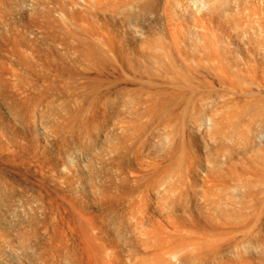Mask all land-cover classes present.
I'll return each instance as SVG.
<instances>
[{
  "label": "bare ground",
  "instance_id": "obj_1",
  "mask_svg": "<svg viewBox=\"0 0 264 264\" xmlns=\"http://www.w3.org/2000/svg\"><path fill=\"white\" fill-rule=\"evenodd\" d=\"M171 1L165 0L163 5V0H0V131L6 136L0 138V264H230L233 257L228 252H234V245L240 246V241L244 244L248 233L252 237L253 226L259 229L264 219V146L257 145L264 143V0ZM161 6L162 12H158ZM154 11L155 18L159 13L165 18L166 28L160 22L163 18H158L162 26L155 19L150 22L148 16L155 15ZM194 16L199 22L198 17L204 20L208 32L203 31L204 26L199 30L197 22L188 26L192 33L187 35L181 31L182 22L168 26L173 19L185 21L191 17L196 21ZM227 30H233L234 35ZM189 68L197 69L199 75L207 71L209 80ZM58 102L67 107L68 113L64 105L60 107L62 116L56 113V106L61 105ZM74 132L85 138L83 141L79 136L81 145L92 136L103 138L107 145L102 146L105 152L99 150L106 153L99 156L102 159H97L99 151L94 155L91 148L99 144V138H94L97 144L89 140V150L86 143L87 149L74 142ZM150 137L159 144L168 143L160 144L158 153L153 150L162 154L158 164L154 160L159 156L156 159V153L146 144ZM175 140L181 142L182 153L175 143L179 151L175 146V158L169 161L170 150H174L171 142ZM198 140L209 144L197 151L203 162L200 167L196 166L193 149L196 160L185 157L191 153H184L186 142L192 145ZM75 144L85 150L86 163L92 160L86 156L88 150L97 159L94 166L105 160L97 167L104 170L110 166L105 174H111L112 179L105 175L109 181L103 182L107 181L104 173L98 175V168L87 166L82 154L77 156ZM145 150L155 155L157 168L165 163L162 158L170 162H166L169 167L164 164L167 168L159 169L161 173L154 168L158 170L152 173L155 178L149 174L155 167L152 154L146 157L149 152H145L143 156ZM119 151L129 156L124 162ZM130 157L137 167H152L145 170L154 179L138 174ZM78 158L84 169L77 166ZM89 167L97 172H89ZM145 177H149L147 182L151 179L148 185L143 184ZM7 178L15 181L16 188L9 186L14 190L8 191ZM137 180L144 182L136 184ZM43 182L46 187L40 185ZM194 183H199L197 190L201 189L196 204L206 205L204 210H208L202 218L201 210L196 218L185 212L188 204L192 207L196 202L193 196L189 201L192 188L187 194ZM21 187H29L33 195L30 190V194H24ZM111 189L123 194L124 199L137 192L130 197L138 194V202L130 201L140 203L138 212L144 211L140 206L143 208L150 199L153 202L149 204L157 201L151 211L159 204L163 211L171 212L146 218L151 207L148 204L145 218L142 213L140 218H131L137 209L131 207V216L125 213L126 205L129 210L134 207L126 201L122 208L128 218H117L118 214L105 218L107 214L114 216L115 211L111 204L103 203L102 208L99 201H105L106 195L108 202ZM40 191L48 198L65 194L66 198L59 197L60 207L75 206L87 218L79 212L81 218H76V211H72L75 218H61L57 206L54 215H60L50 218L43 210L57 202L46 205L45 197L46 207H41L37 197L42 201L44 197ZM94 194L102 195L96 199L99 206L90 204L89 197ZM96 195L94 198L99 197ZM119 195L113 197L121 201ZM198 200H204L200 201L203 205ZM238 204L242 209H235ZM257 205L262 211L257 218L261 219H256L257 210L253 212ZM97 206L109 207L107 216L96 218ZM28 208L35 212L31 213L35 218L26 217ZM172 211L178 214L172 215ZM243 211H251V216ZM18 213L26 218H19L15 215ZM260 232L253 240L261 250L258 254L263 253L262 259L257 251L252 252L257 249L254 243H245L244 248L241 246L244 251L252 245L247 248V257L254 253L259 259L245 257L237 246L235 250L244 255L235 251V264H264ZM239 234H246V238L235 241ZM216 256L219 259L213 262Z\"/></svg>",
  "mask_w": 264,
  "mask_h": 264
},
{
  "label": "rangeland",
  "instance_id": "obj_2",
  "mask_svg": "<svg viewBox=\"0 0 264 264\" xmlns=\"http://www.w3.org/2000/svg\"><path fill=\"white\" fill-rule=\"evenodd\" d=\"M164 1H165V0H163V3H162L163 5L165 4ZM167 1L169 2L170 0H166V2H167ZM172 1H173V0H172ZM172 1H171V2H172ZM191 1H192V0H191ZM193 1H195V0H193ZM171 2H170V3H171ZM163 5H162V6H163ZM162 6L160 7L161 11L158 10V12H162ZM158 12H157V13H158ZM151 13H152V12H151ZM155 13H156V11L153 12V14H155ZM161 15H162V14L159 13L158 18L162 19L163 17H161ZM148 17H150V20H151L150 22H152V19H155V21H157L158 24H159L160 26H162V25H161L162 22H163V24H164V21H165L164 19H165V18H163L162 21L159 19L160 22H161V23H159L158 18H155V17H157V14H155V15H153V16L149 14ZM151 17H153V18H151ZM194 17H196V16H194ZM189 18H190V20H189ZM189 18H187V19L185 20V21H186V24H185L184 19H173L174 22H172L171 24L168 23V24H169L168 26H171V25H177V24L179 25V22H182V23H180V25H183V27H181V29H182L181 31H182V33H184V35H187V34L192 33V30L189 29V28L193 27V25H194L193 23H194V22H195V23L197 22L196 24H197V25H200V26H199V30L203 29L202 27L204 26L205 29H204L203 31H205V30L207 29L206 31L208 32L207 25H206V23L204 22L203 19H199V17H198V20H200V22H201V20H203V21L200 23L199 21H197V17L195 18L196 21H192L191 17H189ZM156 19H157V20H156ZM181 20H183V21H181ZM193 20H194V18H193ZM153 21H154V20H153ZM155 21H154V22H155ZM190 21H191L192 23H191ZM247 21H248L249 23H251L252 25H254V27L257 26V25H255V23L253 24V22H252L250 19H247ZM247 21H246V24L248 23ZM174 23H177V24H174ZM188 23H189V25H188ZM198 23H199V24H198ZM249 23H248V24H249ZM166 24H167V23H166ZM248 24H247V26H248ZM163 26L165 27V24H164ZM188 26H191V27H188ZM250 26H251V25H250ZM252 27H253V26H252ZM254 27H253V28H254ZM138 28H139L140 31L142 30L141 27H138ZM165 28H166V27H165ZM169 28H170V27H169ZM167 29H168V28H167ZM229 29H230V28H229ZM255 29H257V27H256ZM178 30H179V28H178ZM201 31H202V30H201ZM141 32H144V31L142 30ZM185 33H186V34H185ZM227 34L233 36V35H234V31H233V30H232V31L227 30ZM187 64H190V63H187ZM187 64H186V65H187ZM193 64H194V63H193ZM193 64L191 63L190 65H193ZM190 65H189V66H190ZM187 66H188V65H187ZM191 67H192V66H191ZM193 67L197 68V66H195V64H194ZM193 67H192L191 69H193ZM200 67H201V66H200ZM200 67H198L197 69H200ZM195 68H194V70H195L197 73L194 72V70L192 71L190 68H189V69H190L193 73H196L197 75H199L197 69H195ZM202 69H203V67H201V70H202ZM201 70H199V71H201ZM204 71H205V70H204ZM205 72H207V71H205ZM205 72L201 71V73H202V74H205V75L207 76L206 78L209 80V77H208V75H207ZM202 74H200L199 76H201ZM205 75H204V76H205ZM204 76L202 75L203 78H204ZM58 103H59V105L61 104L60 106H56V107L59 108V110H57V108L55 109V106H54V109H55V110H54V109H53V110H54V111L57 110L56 113L59 114V115H61V112H62V111H60V109H61L60 107L63 106L64 104H63L62 102H58ZM58 103H57V104H58ZM55 105H56V103H55ZM62 108H63V109L66 108V109H67V107H65V105H64ZM63 109H62V110H63ZM66 111H67V113H68L69 110L67 109ZM58 112H60V113H58ZM63 113H65V111H63ZM63 113H62V114H63ZM67 113H66V114H67ZM61 116H62V115H61ZM64 116H65V115H64ZM101 128H102V129H105V127H103V126H102ZM154 129H155V128H154ZM69 134H71V133H69ZM69 134H68V135H69ZM74 134H75V135H74ZM74 134H73L74 136L71 135V137H74V138L76 139V141H74L75 139L73 138V140H71V142L74 141V142L76 143L77 141H80V142L82 143L83 141H85V138H84L81 134H79V133L76 134V132H74ZM0 135H1L0 138L6 139V136H5L4 132L0 131ZM68 135L66 134V138H65V140L67 139V136H68ZM76 135H78L77 137H79V136L81 135L82 138H83V141H82L81 138H80L81 136H80L79 138H77V137H75ZM71 137L69 136L68 138H71ZM94 138H95V139H98V138H99V141H98L99 144H97L98 142H97V140H95ZM98 138H97L96 136H95V137L92 136V138H91V139L89 138V140L91 141L92 139H94V141H95L94 144H95V143L97 144V145H92L93 147H91V148H92V151H93L92 154H93V153H95L94 155H97V154H98V157H99V156H101V155L105 152V147H106L105 145H107V142H106L103 138H101V137H98ZM151 138H152V137H150V138L147 139L146 144H147V146H148L149 148L151 147V148H150V151L152 150L151 152H152V153L154 152L153 154L156 153L157 149H158V151H159V145H160V144H162V145H164V146L168 145V143L163 144V142H160V141H159V142H160V144H159V143L156 142V141H158V140H155V139H154V140H155V141H154V140L151 139ZM71 139H72V138H71ZM77 139H78V140H77ZM79 139H80V140H79ZM86 139H88V138L86 137ZM89 140H87L88 143L84 142V145H85V143H86L85 146L88 147V149L90 150V146H89V145H90V144H89L90 141H89ZM103 140H104L106 143H105V142L103 143V142H102ZM178 141H179V140H177V142H176V140H175V142H171V145H172V143H173V145H174V146L172 145V147H173L172 149H174V147H175L176 145L179 146V147L181 148L182 144H181L180 141H179V142H178ZM198 141H199V142H198ZM198 141L191 142L192 145L189 144L190 142H186V144H185V142H184V144H185L186 146L189 147V151H188V150H187L188 147H186V146L184 145V147H186V148H185L186 151H185L184 153H185V154H186V152H188L189 154L191 153L190 155H185V154H184V155H185V157H187V158H188L189 156H191L193 160H196V159H197V161H195L196 166L198 165V166L200 167V166H202V163H203V162H200L201 160L199 161V157H198L199 155H198L197 151H198V149H199V150L204 149V147H206L205 145L209 146V144H208V142H207V144H204V142H205L204 140H203L202 142H201V140H198ZM80 142H77L76 144L79 146V143H80ZM67 143H68V144L70 143L69 140H68ZM81 143H80V145H81ZM100 143H103V144L101 145V149H99V148H100ZM175 143H176V145H175ZM76 144H75V145H76ZM91 144H93V140L91 141ZM178 144H179V145H178ZM202 144H203V146H202ZM259 144H260V147H261L262 144H263V146H264V143H257V145H259ZM70 145H71V144H69L68 146H70ZM77 145L75 146V149L77 148V149H76V154H77V156H80V155L82 154V157H81V158H82V159H83V158L86 159V158H85V154H84V152H82V151H85V150H82L83 148H81V149H80L81 152H82V153H81L80 150L78 149V146H77ZM84 145L82 144L81 146L83 147ZM87 145H88V146H87ZM155 145L158 146V147L156 148ZM169 145H170V144H169ZM195 145H196V146H195ZM85 146H84V148H86ZM94 146H97V147H96V150L94 149V148H95ZM102 146H105V147H102ZM147 146H146L145 148H147ZM160 146H161V145H160ZM177 146L175 147V149H177V150L179 151V148H178ZM152 147H153V148H152ZM154 147H155V148H154ZM79 148H80V147H79ZM206 148H207V147H206ZM208 148H209V147H208ZM86 149H87V148H86ZM169 149H171V148L169 147ZM175 149H174V150H175ZM192 149H193V152H194V153L192 152ZM89 150L87 151L88 153H87V152H85V153H86V156L88 155L89 157H92V158H89V157L87 156L88 159H89V161H90V159H92V160L94 159V156H92V154H91V152H90ZM97 150H98V151H99V150H101V151L104 150V152H102V154H101V153H100L101 151H99V153H100V154H99V153L96 152ZM146 150H147V149H146ZM146 150L144 151L143 156H146V155L148 154L149 150H148V152H147ZM153 150H156V151H153ZM174 150H170V153H171V151H172L171 154H173V155H174L173 152H176V151H177V150H175V151H174ZM121 151H123V150H121ZM121 151H119V154H120V155H118V156H122V155H123V156L120 157V158H121V160H123V162H124V159H125V157H126V156H124V155H126V154L122 153ZM158 151H157V153H158ZM79 152H80V154H79ZM89 152H90V153H89ZM123 152H126V151L124 150ZM127 152H128V151H127ZM145 152H146L147 154H146ZM180 152L182 153V148H181V151H180ZM180 152H178V153H180ZM96 153H97V154H96ZM121 153H122V154H121ZM152 153L149 152V154H148L146 157H149V156L151 157L150 154H152ZM157 153L155 154L156 156L152 154V157H153V158H152V157L150 158L152 162H153L154 156H155V158L157 159V155H158ZM192 153H193L194 157H196V159L193 157ZM195 153H196V154H195ZM89 154H91V156H90ZM105 154H106V153H105ZM105 154H103V155H105ZM127 154H128V153H127ZM159 154L162 156L161 153H159ZM171 154L169 155V157H167V159H169L170 157H171V159L175 158V155L173 156V155H171ZM160 155H158V156H159V157H158V161H157V160H154L155 162H157L156 164H158V162H159ZM179 155H181V154H179ZM179 155L176 154V157H178ZM143 156H142V157H143ZM163 156H164V155H163ZM102 157H103V156H102ZM128 157H129V156L127 155L126 158H128ZM146 157H144L145 160H146V161H150V159H147ZM164 157H165V156H164ZM76 158H77V157H76ZM79 158H80V157H79ZM79 158H78V159H79ZM95 158H97V156H95ZM100 158H101V157H99V158H97V159H100ZM114 158H115V157H113V159H114ZM161 158H162V157H161ZM78 159H76V160H77V162H76V163H77V166H79L80 168H82L83 166H85V165H83V166L81 167V165L83 164V163L81 162L82 159H81V161H80V159H79V160H78ZM84 159H83V161H84V163H86L87 161L85 162ZM97 159H96V160H97ZM101 159H102V158H101ZM103 159H104V157H103ZM162 159L165 160V161H164L165 163L162 161ZM162 159H161V161H162L165 165H168V164H166V162H167V163H170L169 161H171V159H169V161H166V158H165V159L162 158ZM189 159L191 160V158H189ZM76 160H75V161H76ZM86 160H87V159H86ZM92 160H91V161H92ZM96 160L94 159L92 162L90 161V163H86L87 166H88L89 164H91V165H89V166H91V168L94 167V169H96V168L99 167L98 165H100L102 162H105V160H104V161H103V160H100V161H98V162H101V161H102V162L99 163V164H98V162H97L98 165L96 164V165L94 166V161H95V163H96ZM114 160H115V159H114ZM128 160H130V162L132 163V165L135 163V162H132V161H131V157H130ZM151 161H150V162H151ZM161 161H160V162H161ZM126 162H127V161L125 160V163H126ZM130 162H129V163H130ZM155 162H153L152 164L154 165ZM78 163H80V165H79ZM92 163H93V165H92ZM105 163H106V162H105ZM136 164L138 165L137 162H136ZM150 164H151V163H150ZM156 164L154 165L155 167H153V168L150 166V167L153 169V171H152V172L149 171V174H151L152 176L155 175V174H152V173H154L155 171L158 172V170H159V169H162L163 166H164V169H165V167L167 168V166H165L164 164L162 165V163L160 164V165H162V166H160V168H159V167L157 168V167H156ZM200 164H201V165H200ZM87 166H86V167H87ZM97 166H98V167H97ZM133 166H135V164H134ZM157 166H158V165H157ZM79 167H78V168H79ZM95 167H96V168H95ZM102 167H104V165H102ZM109 167H110V166H105V168H103L104 170H101L100 168H98V170L96 169L97 171L101 172V173H97V174H98V175H100V174L103 175L102 173H104V176H105V175H106L105 172L107 171V170L105 171V169L110 170ZM139 167H140L139 165H138V167H137V166L134 167V168H136L135 170H136L137 173H138L139 171H140V172H141V171L143 172V173H142V172H141V173L139 172L138 174H140L141 176L143 175L142 177H144V175H146V176L149 175V174H147L148 171L146 172V170H145V169H148L149 166H148V167H144V168H143L144 171H143L142 167H140V168H139ZM168 167H169V165H168ZM199 167H197V169H198ZM84 168H85V167H83V169H84ZM89 168H90V167H89ZM91 168L88 169V171H89V172L91 171V173H92V170H93V174H95V171H96V170H95V171H94V169L91 170ZM151 168H149V169H151ZM154 168H156V169H158V170L155 169V171H154ZM99 169H100V170H99ZM149 169H148V170H149ZM85 170H87V169H85ZM198 170L200 171V169H198ZM97 171H96V172H97ZM102 171H103V172H102ZM163 171H164V170H163ZM161 172H162V170H161ZM161 172H160V170H159L158 173H161ZM109 173H110V171H109ZM109 173H107V174H109ZM144 173H145V174H144ZM155 173H156V172H155ZM158 173H157V174H158ZM151 175H149V177H151ZM106 176H107V175H106ZM106 176H105V179H106L107 177H109V176H110L109 179H112V177H113V176H111V174H110L109 176H107V177H106ZM141 176H140L139 179H143ZM149 177H147V179H149ZM153 177L155 178L156 175L153 176ZM100 178H101V180H103L102 177H100ZM154 178H153V179H154ZM109 179H108V180L106 179L107 181H104V180H103V182L107 183V182L109 181ZM145 179H146V177H145ZM145 179H144V180H145ZM147 179H146V182L143 183L144 185H148V183L151 182L152 177H151V179H150L149 182H147V181H148ZM153 179H152V180H153ZM7 180L10 181L9 178H7ZM7 180H6V181H7ZM101 180H100V181H101ZM141 181H143V180H140V181L137 180V181H136V184H138V182L140 183ZM14 182H15V181L11 179V181L8 182V184H6V185H8V189H9L11 186H13V185L15 186V187H14V186H13V187L16 188V185L14 184ZM143 182H144V181H143ZM9 183H13V184L11 185V184H9ZM141 183H142V182H141ZM141 183H140V184H141ZM183 183L186 184L187 182L184 181ZM190 183H191V182H190ZM192 183H193V182H192ZM143 184H142V185H143ZM195 184H196V183H194V184H192V185L194 186ZM40 185L43 187V186H45V183L43 182V183L40 184ZM188 185H189V184H188ZM188 185H187V187H189ZM9 186H10V187H9ZM193 186L190 185V187H189L190 189H188V191H187V189H185V190L187 191V194H188V192H189V191L191 190V188H192V192H190V194H188V196L190 195V196H189V197H190V198H189V201H190L191 197L193 196L192 199H194V198L196 197V198H195L196 202L193 201V200L191 199V201H193V202H192V205H191L192 207H190L189 204H188V206H189L190 208L187 206V210H188V208H189L190 211H189V210H188V211L185 210V212H186V213L188 212L189 216H190V213H191V214L193 213V214H192V217H190V218H196V216L198 217V214H199V212L201 213V211H202V214H203V213H206V215H207L208 210H206V211L204 210L205 207H206L205 202H204V205H205L204 207H201L200 205L196 204V203H197V198H198V197H199V198L201 197V196H200L201 189H199L200 191L196 189V188L199 187V183H197V184L194 186V189H193ZM13 187L10 188V190H8V191L14 190ZM42 187H41V188H42ZM45 187H46V186H45ZM45 187L42 188V189H45ZM255 187H256V186H255ZM27 188H28V189H27ZM184 188H186V186H184ZM256 188H257V187H256ZM256 188H254L255 191H258V190H256ZM258 189H259V191L262 193V190H260V187H259ZM21 190H22V191H25L24 194L26 193V195H27V193L29 192L28 190H30V188H29V187H25V189H24V187H23V189H22V187H21ZM112 190H113V189L109 190V191H110L109 195H111V193H114V195H119V194H120V195H122V197L119 195V197H121V201H120L119 199L116 198L117 196L113 197L114 195H112V197H111L112 199L110 200V201H111V203H110V201H109L110 196L108 195V193H107V196H108V199H107V200H108V202H105V201H106V197H105L106 195H105V196L103 195L104 198H105V201H104V200H103V201H101V200H100V201L97 200V201L102 202V204L100 203L101 206L103 205V203H105V204H109V205L111 204V205H110V208H112V211H113V212L115 211V212L113 213L114 216H110V214H107L108 216H110V217H108V216L105 214L106 211H107V213H108V209H109V207H106V208L104 207V209H102V208H103V206H105V205H103L102 208H101V207H98L99 204H97L96 199L101 198L102 195L97 194V195H99V197H98L96 194H94V195H92L91 197H89L90 204H92V203L97 204V205H98L97 208H100V209L103 211V212H101V211L97 212V211L100 210V209L96 210V214L98 215V216H97V215L95 214V215H96V218H100L101 215L104 216V217H105V215H106L107 217H105V218H112V217H113V218H114V217L116 218L117 214H118V217H117V218H119V217H120V218H121V217H122V218H128V217L126 216L125 213L129 214L130 216H131V214H132V217H131V218H140L139 213H140V214L142 213L141 215L144 216V218H145V215H144L143 212L147 210V207H149V206H151V205L154 204V203H153V204H149V202H150L151 200H152V202H153V199H150V201L147 200L148 203L145 204V206H143V208H141L142 205L140 206V209H141V210L143 209L144 211L142 210L143 212H141V211L139 210V212H138V208H139L138 206H139L140 203H137V204H138V205H137V204H134V203H132V202H135V203L138 202V200H139L138 196H139V195L136 194L135 196H132L133 198L130 197L131 195H134V194L137 193V192H135L134 194H131V195L129 196V198L125 196V199H124L123 194H121V193L116 194V191H117V190L114 189L113 192H112ZM195 190H196V192H197L196 195H198V196L193 195V192H194ZM27 191H28V192H27ZM43 191H44V190H43ZM30 192H31V190H30ZM30 192H29V194H30ZM191 193H192V194H191ZM194 193H195V192H194ZM230 193H231V192H230ZM261 193H259L260 196H262V194H264V193H262V194H261ZM29 194H28V196H29ZM31 194L33 195L32 192H31ZM40 194L43 195V197H44L43 200H44V201H42V199H41L40 197H39V198L37 197V199H40V201H42V202H40V201H38V200H37V201L39 202L38 204L41 205V207H42V206L44 207L45 203L47 202L45 199H47L48 197H47L46 194H45L44 192H42V191H40ZM44 194H45V195H44ZM26 195H25V196H26ZM59 195H60V196H59ZM59 195H58V196H59L60 198L62 197V199L66 198V195H65V194H62V195L59 194ZM95 195H96L98 198H97V197L94 198ZM29 197H30V196H29ZM43 197H42V198H43ZM45 197H47V198H45ZM59 197L54 198V196H52V197H50V198L47 199L49 203L47 202L46 205H49L50 203L53 205V204H56V202H57L56 205H54V206H52V207L47 206L46 210H45V209L43 210V208H41V207H40V209H42L43 212H44V211H45V212L47 211L46 213H48V214L51 215L50 218H52L53 216H54L53 218H58V216H59L60 214H61V215H60L59 217H61V218H62V217H63V218H69V216H72V218H73L74 216H73V214H72V211H73V212L76 211V213H74V215L76 214L75 217L77 216L76 218H81L80 215H81L82 213H80L79 210H77V208H76L75 206H74V207H71V208H62V207H60V206H61V204H60L61 202H60L59 200H61V199H60ZM119 197H118V198H119ZM136 197H137V200L135 199ZM139 197H140V196H139ZM52 198H53V200H52ZM93 198H94V199H93ZM114 198H116V199H114ZM127 198H128L129 200H126ZM199 198H198V199H199ZM259 198H260V199H261V198L263 199V197H259ZM25 199H26V198H25ZM260 199H259V201L261 202V205H262L263 201H261ZM55 200H56V202L54 203ZM118 200H119V203H118ZM122 200H123V202H122ZM130 200H131L132 202H131ZM135 200H136V201H135ZM263 200H264V199H263ZM94 201H96V202H94ZM114 201H116L117 203H115ZM126 201H127V202H126ZM191 201H190V202H191ZM200 201L203 202L204 200H198V202H200ZM43 202H44V204H42ZM113 202H114V203H113ZM120 202H121L122 204H120ZM124 202H126L127 204H128V202H131L132 205H134V207H133V206H130V203H129V204H128V205L130 206V210H129V207H127V205H126V206L123 205ZM154 202H155L154 205H156V202H157V201L154 200ZM190 202H189V203H190ZM40 203H41V204H40ZM112 203H113V204H112ZM193 203H194V204H193ZM90 204L87 203V205H90ZM95 204H94V205H95ZM116 204H117V205L120 204V205L117 206ZM124 204H125V203H124ZM148 204H149V206H148ZM190 204H191V203H190ZM195 204H196V205H195ZM200 204H201V202H200ZM236 204H237V203H236ZM259 204H260V203H258V205H259ZM33 205H34V203H33L31 206H29V208L31 207V209H32V208H33ZM112 205H113V206H112ZM146 205H147V206H146ZM197 205H198L199 207H198ZM201 205H203V204H201ZM258 205L256 206L257 208L255 207L256 209H254L253 212L256 211V210L258 211V209H261L260 207H258ZM263 205H264V204H263ZM56 206H57V208L59 209V211L61 210V211H60V214H58L59 211H58V213L55 212V214H58L57 216L54 215V210L57 209ZM95 206H96V205H95ZM106 206H107V205H106ZM123 206L126 207V208H125V210H126L125 213H124L125 210L123 209V208H124ZM158 206H160V205L157 204V206H154V207H156V208H155L154 210H152V211H151V209H153V206H151L152 208L149 207L148 212H149V213H153V214H149L148 212H145L146 214L148 213L147 216H146V218H147V217L152 218V216H153L154 218H160V217L164 216L165 214L171 212V211H169V212L166 211V212H165V211H163V209H162L161 207H158ZM195 206H196V208H194ZM236 206L239 207V208L241 207L239 204H238V205H235L234 207H236ZM259 206H260V205H259ZM45 207H46V206H45ZM45 207H44V208H45ZM117 207H118V208H117ZM122 207H123V208H122ZM131 207H132L133 210H134V209H137V210H136L137 213L134 212V213H131V214H130ZM197 207H198V208H197ZM200 207H201V208H200ZM237 207H236L235 209H237ZM29 208H28L29 211L27 210L28 213H27V211H26L24 214H25V215L28 214L29 217L31 216V218H35V217H33V215H35V212H33V211L31 212ZM49 208H50V209H49ZM52 208H53V210H52ZM55 208H56V209H55ZM61 208L64 209L65 211L62 210ZM121 208H122L123 210H122ZM127 208H128V210H127ZM158 208H159V210L161 209V211H160L159 213H158V212L154 213V211H159ZM191 208H192V210H191ZM206 208H207V207H206ZM239 208H238V209H239ZM248 208H249V207H248ZM263 208H264V207H263ZM263 208H262L263 212H262V211H261V212H262L263 217H264V209H263ZM47 209H48V210H47ZM58 209H57V210H58ZM66 209H67L68 211H66ZM71 209H75V210H71ZM113 209H114V210H113ZM120 209H121V210H120ZM156 209H157V210H156ZM238 209H237V210H238ZM240 209H242V208H240ZM240 209H239V210H240ZM244 209H245V208H244ZM42 210H41V211H42ZM51 210H52V211H51ZM105 210H106V211H105ZM109 210H110V209H109ZM164 210H166V209H164ZM168 210H169V209H168ZM200 210H201V211H200ZM237 210H236V211H237ZM246 210H247V209H245V211H246ZM248 210H249V209H248ZM62 211H64V213L66 212V214H68V215H66V214L64 215V213H63ZM70 211H71V213H69ZM121 211H123L124 214H123ZM198 211H199V212H198ZM251 211H252V210H251ZM251 211H249V213L243 211V213L249 215ZM29 212H30V213H29ZM52 212H53V214H52ZM77 212H79L80 215H79ZM100 212H101V213H100ZM116 212H117V213H116ZM120 212H121L122 215L120 214ZM174 212H175V210H174ZM197 212H198V213H197ZM253 212H252V213H253ZM261 212H259V211H258V213L256 212V214H255L256 219H259V218H260V217L257 218V217H258L257 214L260 213V215H261ZM31 213H33V215H32ZM46 213H45V214H46ZM98 213H99V214H98ZM109 213H110V212H109ZM115 213H116V215H115ZM172 213H173V211H172ZM37 214H38V213H37ZM37 214H36V215H37ZM41 214H43V213H41ZM71 214H72V215H71ZM103 214H105V215H103ZM113 214L111 213V215H113ZM134 214H136L135 217L133 216ZM154 214H155L156 216H155ZM157 214H158V215H157ZM159 214H160V215H159ZM163 214H164V215H163ZM177 214H178V213L176 212V213H173L172 215H177ZM202 214H201V215H202ZM15 215L18 216L19 213H18V214H15ZM21 215H22L24 218L27 217V215H26V217H25V215H23V214H21ZM46 215H47V214H46ZM50 215H49V216H50ZM62 215H63V216H62ZM78 215H79V217H78ZM123 215H125V217H123ZM129 215H128V216H129ZM151 215H152V216H151ZM199 215H200V214H199ZM201 215H200V218L204 217V214H203L202 216H201ZM252 215H254V214H252ZM13 216H14V215H13ZM13 216H12V214H10L9 217L15 218V217H13ZM22 216H21V217L18 216V217H19V218H22ZM38 216H39V215H38ZM38 216H37L36 218H38ZM81 216H83L84 218H87V215H86V217H85V214H82ZM130 216H129V218H130ZM142 216H141V218H142ZM193 216H195V217H193ZM249 216H251V214H250ZM29 217H27V218H29ZM75 217H74V218H75ZM88 217L90 218L89 215H88ZM104 217H102V218H104ZM263 217H261V218H263ZM6 218H8V217H6ZM39 218H40V217H39ZM70 218H71V217H70ZM261 218H260V219H261ZM253 219H254V221L256 220L255 218H252V221H253ZM250 220H251V219H250ZM263 220H264V219H261V221H260V222H261V225L258 224V223H259V220H258L257 223H256V221H255V223L259 225V229H258V227H257L256 224H255L256 227L253 226V228H254V229H253V233H254V231H256V232L258 231V235H256V236H259V232H260V230H261L260 228H261V226L264 224V221H263ZM254 221H253V222H254ZM250 222H251V221H250ZM262 222H263V223H262ZM251 224H252V223H250V225H251ZM247 226H248V229H250V228H249L250 226H249V225H247ZM251 227H252V225H251ZM256 229H257V230H256ZM251 230H252V229H251ZM245 231H249V230L246 229ZM256 232H255V234H257ZM261 232H263V233L261 234ZM261 232H260V235H261V237L264 238V236H263V234H264V226H262V231H261ZM240 233H241V232H240ZM244 233H245V232H244ZM246 233H248V232H246ZM253 233H252V231H251L252 237L255 235V234L253 235ZM249 234H250V233H248L247 236H246V237H247V241H248L249 238L251 237V235H249ZM241 235H243V234H241ZM241 235H240V234L237 235L238 237H239V236H240V237H239V239H237V240H236V237H235V241L242 240L243 238H246V237H245L246 234L243 235L244 237H243V236L241 237ZM248 235H249L250 237H248ZM256 236L253 237V238L251 237V238H250V242H251V239L253 240L254 238H256ZM238 237H237V238H238ZM240 238H242V239H240ZM242 241H243V240H242ZM247 241H245L246 246H247V243H248V244H252V245H253V243H254V246H256L254 240H253L254 242L252 241V243H249V241H248V242H247ZM243 242H244V241H243ZM243 242L240 241V246L238 245L239 243L237 242V243H238L237 246H239L238 248H241V246H243V248H244V244H245V243L243 244ZM235 243H236V242H235ZM228 244H230V243H228V242L225 243V246L227 245V246L229 247ZM241 244H243V245H241ZM233 245H234V243H233ZM252 245H251V246L248 245V246H249V247H252ZM227 246H226V247H227ZM230 246H232V243H231ZM237 246L234 245V248H233V249H234V252L236 251L235 248H236ZM249 247H247V248H249ZM243 248H241V249H242V252L244 251ZM245 248H246V247H245ZM247 248H246V250L244 251L245 257H247L248 254L250 253L249 249L247 250ZM253 248H254V247H253ZM256 248H257V249L254 250V251H253V249H252V252H256L257 250H260V249H258L257 246H256ZM231 249H232V247H231ZM231 249H230V247H229V249H227V250L230 251ZM241 249H239V250H241ZM250 249H251V248H250ZM239 250H238V251H239ZM260 251H261V250H260ZM260 251H257L256 255H257ZM232 252H233V250H231V252H228V253H230L231 257H233V258H231L229 254H228V257H230L231 260L233 261V262L231 261V263H232V264H235V262H236V258H234L235 256H233V255H235V253H236L237 251H236L235 253L233 252V254H232ZM240 252H241V251L237 252L238 255L241 254ZM246 252H249V253L246 254ZM237 253H236V255H237ZM244 254L242 253L241 255L243 256ZM252 254H253V255H252ZM252 254H250L251 256L249 255V257H247V258H250V257H251L250 259L258 260L259 258H261L260 255H262L263 253L261 252L260 255H259V254L257 255L259 258L256 257V256H254V255H255L254 253H252ZM254 257H256V258H254ZM262 257H264V255H263ZM230 258L228 259L229 261H230ZM257 258H258V259H257ZM217 259H219L218 256L215 257V259L213 260V262H214L215 260L217 261ZM234 259H235V261H234ZM261 259H262V258H261ZM216 261H215V262H216ZM218 262H219V261H217V264H218ZM229 263H230V262H229ZM231 263H230V264H231ZM214 264H215V263H214Z\"/></svg>",
  "mask_w": 264,
  "mask_h": 264
}]
</instances>
